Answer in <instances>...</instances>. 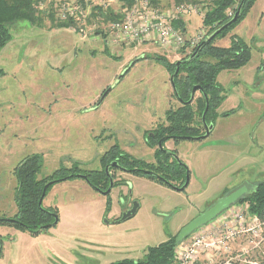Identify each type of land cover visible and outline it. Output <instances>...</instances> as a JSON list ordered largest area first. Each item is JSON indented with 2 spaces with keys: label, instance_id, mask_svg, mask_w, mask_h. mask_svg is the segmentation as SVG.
Wrapping results in <instances>:
<instances>
[{
  "label": "rangeland",
  "instance_id": "1",
  "mask_svg": "<svg viewBox=\"0 0 264 264\" xmlns=\"http://www.w3.org/2000/svg\"><path fill=\"white\" fill-rule=\"evenodd\" d=\"M238 2L233 0L225 12L237 8ZM109 3L88 7L79 24L61 19L47 6L39 23L19 21L11 26V40L0 50L4 71L0 75V216L17 212L14 168L22 159L42 156L38 178L61 167L68 169L74 162L98 169L100 155L114 144L149 160L147 133L166 124V113L181 105L169 82L171 68L158 58L173 64L185 52L114 43L108 33L110 23L131 6L118 0ZM191 3L207 10L210 2ZM174 5V0H160L157 7L166 11ZM50 16L59 18L52 21ZM202 18L194 13L186 19L189 35L201 28ZM231 36L249 45L251 58L246 65L217 75L225 99L216 109L212 132L199 140H168L189 170L186 188L177 191L123 172V183L109 194L107 212L106 197L83 180L56 182L42 206L57 209L58 223L38 234L0 224V264H108L139 259L148 247L174 237L226 192L239 187L250 191L264 181V0H254L244 18L213 44L228 47ZM135 58L141 60L129 67ZM199 95L196 91L193 108ZM200 115L193 120L198 133L203 132ZM133 202L139 205L135 216L117 224L104 222ZM231 249L214 263L264 260L263 239L250 244L239 238ZM206 263L203 258L198 262Z\"/></svg>",
  "mask_w": 264,
  "mask_h": 264
},
{
  "label": "trees",
  "instance_id": "2",
  "mask_svg": "<svg viewBox=\"0 0 264 264\" xmlns=\"http://www.w3.org/2000/svg\"><path fill=\"white\" fill-rule=\"evenodd\" d=\"M118 1L128 6H131L134 2V0ZM174 1L177 2V4H181L191 3L193 1L197 2L198 0ZM253 1L254 0H245L239 18L228 27L221 30L214 39L225 36L230 28L239 20L243 19L249 11ZM37 2L38 0H0V50L11 40L10 28L14 23L19 21H27L34 24L40 22L41 11L36 9ZM149 2L153 7H157L160 4V0H149ZM209 2V9H205V15L201 22L203 25H215L213 29L212 26L210 27L211 31H214L232 17L227 16L225 11L233 3V0H209ZM235 10L236 7L233 8L234 12ZM100 13L105 17L111 16L108 13ZM48 15L49 13L47 16ZM54 19L56 18L50 16V20L54 21ZM61 22H64L63 26L68 25V21ZM174 25L178 26L180 22L176 21ZM213 40L202 47L192 61H186L191 53L183 56L179 65L178 74L174 79L176 92L178 94L177 98L183 101L189 99L191 89L194 85H199L201 87L202 91H198L200 95L195 99L196 107L193 108L192 103L185 104L181 102L182 104L176 111H173V113L171 112L172 114L166 113L168 125H159L155 129L157 131V137L166 134V138L177 136L179 138H175V140H180L185 139L187 136L200 135L201 133H198L199 127H196L193 123L195 115L200 113L202 115L207 101L208 109L205 119L209 120H206L207 122L213 123L218 115L216 109L225 99V96L221 94L222 86L217 82V75L222 70L238 69L249 62L251 58V49L241 38L231 36L230 45L228 47L216 46L213 44ZM204 56H208L210 59H205ZM140 59L141 58H138V60ZM158 59L160 61L159 63L164 64L165 67L171 68V73L174 72L175 62L170 64L167 63L163 57H159ZM3 74L4 71L0 68V75ZM203 94H206L207 100ZM226 115L227 112L222 114V116ZM192 123L193 125H191ZM147 140V143L151 144L156 142V140L151 137H148ZM111 147L112 148L104 156V161L117 159V162L121 166L133 174L144 176L150 180H157L158 182L167 181V178L164 176L157 179L154 177V174L144 173L146 169L154 170L153 167L144 160L135 158L131 154L122 151L118 144H114ZM41 165L42 156L39 154L29 155L16 165L14 174L18 183L15 189L17 212L12 217L0 216V224L14 226L30 234H38L49 228V226L46 225L52 224L55 217H58L57 209L55 207H40L38 202L44 185L50 180H55V182L58 180L61 181V179L68 175H71L70 178H74L77 176L75 173H84L93 186L101 189H106L108 186V180L103 172H87L79 168L76 164H73L72 167L68 169L65 167L58 168L48 177L38 178ZM186 169L187 166L179 159L177 160L174 158L173 162L168 161V186H182L185 181ZM51 185L46 189V193L51 188ZM242 203H247L249 205V212L251 214H256L260 218L264 228V181L257 183L247 194L235 202V204ZM106 204V210H109V199ZM175 237L176 235L157 245L148 247L142 258H124L108 264H172L174 248L177 245ZM231 264L242 263L232 262ZM256 264H264V260H260Z\"/></svg>",
  "mask_w": 264,
  "mask_h": 264
},
{
  "label": "built area",
  "instance_id": "3",
  "mask_svg": "<svg viewBox=\"0 0 264 264\" xmlns=\"http://www.w3.org/2000/svg\"><path fill=\"white\" fill-rule=\"evenodd\" d=\"M110 0H38L36 9L43 11L49 6L61 19L75 23L84 21L88 7H107ZM201 5L181 3L172 9L160 10L149 0H134L131 7H125L122 17L110 23L109 34L112 41L124 45L152 44L159 48L184 51V56L192 53L209 35L215 25H203L195 34L187 33L186 19L191 14L205 15ZM233 9L226 12L232 16ZM56 16L58 19L59 17ZM64 17V18H63ZM55 18V17H54ZM203 19V18H202ZM180 25H174V22ZM79 32V31H78ZM108 34V35H109ZM106 42V40L104 41ZM108 43V42H107ZM263 222L256 214H251L247 203L236 204L224 210L215 219L194 231L174 248L172 264H198L203 258L206 264H216L219 254L232 252L231 244L239 238H247L250 244L264 240ZM232 262V261H231ZM230 259L223 264H231ZM248 261V264H256ZM222 264V263H220Z\"/></svg>",
  "mask_w": 264,
  "mask_h": 264
},
{
  "label": "water",
  "instance_id": "4",
  "mask_svg": "<svg viewBox=\"0 0 264 264\" xmlns=\"http://www.w3.org/2000/svg\"><path fill=\"white\" fill-rule=\"evenodd\" d=\"M245 0H240L234 14L232 15V17L223 25H221V27L217 28L216 30L212 31L209 35H207L205 37V39L203 41H201V43L197 46V48L191 53V55L186 59L187 62H190L193 60V58L197 55V53L199 52V50L204 47L206 44H208L209 42H211L216 35L221 32V30L225 29L226 27H228L231 23L235 22L240 14H241V9L242 6L244 4ZM136 61H138V58H135L134 60L131 61L129 67H131ZM181 63V60H177L175 62V70L173 73L170 74L169 77V82L170 85L172 87V90L174 92V95L176 97H178V94L176 92V86H175V76L178 74V70H179V65ZM129 67L126 68L127 70L125 72H127L129 70ZM121 73L120 76H123L124 73ZM108 87L107 89L104 90V92L101 94L99 101L103 100V98L106 96V94L108 93V91L112 88ZM196 91H202L201 87L199 85H194L191 89L190 92V96L189 99L187 101H183L181 99H178L180 102H183L185 104H190L193 101L194 95ZM205 99L207 100L206 94H203ZM208 109V102L206 101V105H205V109L201 115V119H202V124H203V130L204 132L200 135H196V136H187L185 137V139H204L206 137H208L210 135V133L212 132L213 129V123H207L205 120V115ZM166 138V137H165ZM160 139L158 141L159 145H161L162 141L165 139ZM172 138H179L177 136H172ZM169 154H171L175 159L178 160V157L175 153L168 151ZM108 169V167H106V170ZM145 173H151L153 174L152 171L150 170H144ZM71 175H68L66 177H64L61 180H67L70 178ZM77 176L82 177L83 179H86V177L84 175L78 174ZM189 181V174L187 172L186 174V179L185 182L183 183L182 186L180 187H176L173 186L174 189L180 191L183 190L184 188H186L187 184ZM55 182V180L49 181L47 182L44 187H43V191L42 194L40 196L38 205L41 207L42 206V200L44 198L46 189L48 188L49 185L53 184ZM109 191V189H107L105 192H103L104 194H107ZM248 191L246 190L245 187H241L238 188L234 191H231L228 195H225L219 199H217L213 204H211L207 209H205L204 211H202L201 213H199L196 217H194L191 221H189L187 224H185L183 227H181V229L178 231L176 237H175V241L176 244H179L180 242H182L184 239L188 238L194 231H196L197 229H199L200 227L206 225L207 223H209L210 221H212L213 219H215L219 214H221L224 210L228 209L231 205H233L236 201H238L240 198H242ZM138 209V203H134L133 206L125 213L122 214V216L120 217V221H124L127 218L131 217L132 215H134L136 213ZM106 222V220H105ZM56 223H58V217H55V220L52 222V224L46 225V226H54L56 225ZM0 252H1V242H0Z\"/></svg>",
  "mask_w": 264,
  "mask_h": 264
},
{
  "label": "flooded vegetation",
  "instance_id": "5",
  "mask_svg": "<svg viewBox=\"0 0 264 264\" xmlns=\"http://www.w3.org/2000/svg\"><path fill=\"white\" fill-rule=\"evenodd\" d=\"M179 60H181L182 61V59L180 58ZM176 97V96H175ZM176 99L178 100V98L176 97ZM193 100H194V98H193ZM179 101V100H178ZM180 102V101H179ZM181 103V102H180ZM182 104V103H181ZM166 116H167V114H166ZM165 120H166V124H162V125H168V120H167V117H165ZM205 120H207V121H209L208 119H205ZM206 121V122H207ZM207 123H210V122H207ZM201 125H202V127H203V124H202V119H201ZM158 127V126H157ZM156 127V128H157ZM155 128V129H156ZM155 129H153V130H151V131H149L148 133H147V137L145 138V140H146V146L147 147H149L151 150H152V157H151V159H146V158H144V157H136V156H134V155H132L131 153H129V152H127L123 147H120L119 146V148L122 150V151H124V152H127V153H129V154H131L132 156H134L135 158H139V159H142V160H144L146 163H148V164H150V166H152L153 167V169L154 170H150V171H152L153 172V174L155 175H152V176H154L155 178H157V179H160V178H162V176H164L165 178H167V181L165 182V181H162V182H158L157 180L156 181H154V180H152V181H154V182H157V183H159V184H162V185H165V186H167V187H171V188H173V186H176V185H173V186H168V161L169 162H173L174 161V158L172 157V155L170 154L169 155V153H168V151H171V152H175L176 153V150L175 149H172V147H170V145H168V140H175V138H165V137H167L166 136V134H162L161 136H156V134H157V131L155 130ZM203 132H204V130H203ZM202 134V133H201ZM148 137H151L152 139H154V140H156V142H154V143H147V139H148ZM163 138H165L163 141H162V143H161V145H159V143H158V141L160 140V139H163ZM177 139V138H176ZM112 147H109L106 151H104L101 155H100V157H99V164H100V168H98V169H85V168H81L78 164H77V162H74L73 164H76L79 168H81V169H83L84 171H87V172H91V171H99V172H103V174L105 175V177L107 178V180H108V186H107V188L106 189H101V188H98V187H96V186H93L92 184H90V182H89V180H88V178H87V176L84 174V173H75V175H78V174H81V175H84L85 177H86V179H83L82 177H80V176H76V177H74V178H79V179H81V180H83L88 186H90L91 188H93L94 190H96V191H98V192H100L103 196H105L106 197V202H107V200L109 199V201H110V193H111V191H112V189L114 188V187H116V186H118V185H121L122 183H123V181H124V179H123V177H122V174L121 173H123V172H127V173H131V174H133L132 172H130V171H127L126 170V168H124L123 166H121L118 162H117V159H112V160H110V161H104L103 160V158H104V156L106 155V153L111 149ZM168 156H169V159H168ZM180 160V159H179ZM72 166H70L69 168H71ZM106 167H108V169L106 170ZM165 169V170H164ZM146 170H149V169H146ZM187 171H186V173H185V179H186V174H187V172H188V174H189V170H188V168L186 169ZM156 171H158V172H156ZM145 173V172H144ZM162 174H164V175H162ZM133 175H136V174H133ZM140 176V175H139ZM70 179H73V178H70ZM50 181H52V180H50ZM63 181H65V180H61V181H56V182H63ZM190 181V180H189ZM189 181H188V184H189ZM49 182V181H48ZM56 182H54L52 185H54ZM185 182V181H184ZM183 182V183H184ZM188 184H187V186H188ZM51 185V186H52ZM186 186V187H187ZM176 187H180V186H176ZM240 188V187H239ZM107 189H109V191H108V193L107 194H104L103 192H105ZM174 189V188H173ZM238 189V188H237ZM176 190V189H175ZM248 192H249V189L247 188L246 189ZM178 191V190H177ZM234 191V190H233ZM247 192V193H248ZM230 192H226V194L225 195H228ZM246 193V194H247ZM45 194H46V192H45ZM225 195H223V196H225ZM46 195H44V197H45ZM223 196H221V197H223ZM220 197V198H221ZM219 199V198H218ZM42 203H43V200H42ZM135 202H133V203H131V204H127V206L124 208V209H121L120 210V212L117 214V215H115L111 220H108V218H105L104 219V222H105V220H106V223H112V224H117V223H120V222H123V221H120V217L122 216V214L123 213H125V212H127L132 206H133V204H134ZM137 203V202H136ZM43 207H45V208H48V207H53V206H43ZM138 208H139V205H138ZM107 212H109L110 211V205H109V210H106ZM136 214V213H135ZM135 214L134 215H132L131 217H129V218H127V219H130V218H132L133 216H135ZM192 220V219H191ZM190 220V221H191ZM187 224V223H186ZM180 230V229H179ZM178 233V232H177ZM177 235V234H176Z\"/></svg>",
  "mask_w": 264,
  "mask_h": 264
},
{
  "label": "crops",
  "instance_id": "6",
  "mask_svg": "<svg viewBox=\"0 0 264 264\" xmlns=\"http://www.w3.org/2000/svg\"><path fill=\"white\" fill-rule=\"evenodd\" d=\"M141 60V59H140ZM66 181V180H65ZM50 206V205H49Z\"/></svg>",
  "mask_w": 264,
  "mask_h": 264
}]
</instances>
